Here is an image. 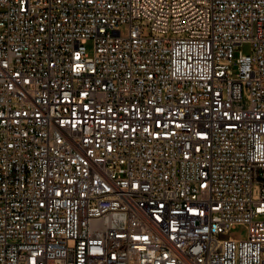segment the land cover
<instances>
[{"label":"built area","instance_id":"2783aa9c","mask_svg":"<svg viewBox=\"0 0 264 264\" xmlns=\"http://www.w3.org/2000/svg\"><path fill=\"white\" fill-rule=\"evenodd\" d=\"M0 264H264V0H0Z\"/></svg>","mask_w":264,"mask_h":264},{"label":"rangeland","instance_id":"374dc122","mask_svg":"<svg viewBox=\"0 0 264 264\" xmlns=\"http://www.w3.org/2000/svg\"><path fill=\"white\" fill-rule=\"evenodd\" d=\"M122 34L127 35L128 29L127 27H122ZM239 52H242L244 55H249L251 53L249 45H243L236 51L235 56L239 55ZM248 229L244 225L236 226L235 228L231 229L227 234V237L233 238L235 240H245L248 238Z\"/></svg>","mask_w":264,"mask_h":264}]
</instances>
